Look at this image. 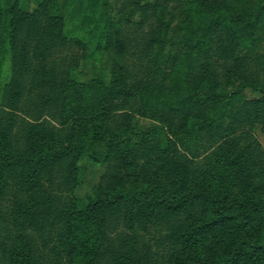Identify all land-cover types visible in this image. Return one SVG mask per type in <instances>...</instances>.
I'll return each instance as SVG.
<instances>
[{"label": "trees", "instance_id": "obj_1", "mask_svg": "<svg viewBox=\"0 0 264 264\" xmlns=\"http://www.w3.org/2000/svg\"><path fill=\"white\" fill-rule=\"evenodd\" d=\"M35 1L38 3L33 5L31 0H11L8 11L12 20L7 30L10 41L7 51L14 67L18 64L21 68L22 63L34 61L35 57L43 58L44 53H35L33 49L46 43L50 22L40 27V23L32 19L34 15L45 12L43 0ZM194 2L197 3L193 14L196 16L179 21L173 28L175 33H182L180 42L175 43V50L166 48L168 38L165 31L169 30V22L162 34L154 35L148 41H155L159 46L151 61L168 60L178 53L176 69L189 71L197 64L205 67L204 55L210 52L218 55L219 49L223 57L236 61L242 59L246 51L244 48H248L246 34L264 17V12H261L264 3L254 4L252 10L240 15H232L224 6L210 5L209 0ZM4 18L5 8L0 0V58L3 55L2 37L6 31ZM112 23L111 20V26ZM116 24L120 29L115 32V37L111 36V28L106 34L111 46H119L115 38L122 23L117 21ZM39 27L42 31L38 32L42 34L35 39L36 47L32 50L19 49L23 29L24 33L32 34ZM89 29L84 28L77 38ZM30 55L33 57L29 58ZM146 67L148 70L143 71L142 67L141 70L144 76H150L151 68ZM109 72L95 70L89 77L81 79L76 76L77 67H71L67 78L59 85L60 92L49 94L45 102L60 105L59 126L53 121L55 111L48 110L43 114L49 117L41 119L40 114L22 109L21 99L28 86L25 77L20 79L19 70L15 69L10 84L15 86L7 98L0 100V200L5 197V190L11 183L18 186H14L19 191L14 197L13 219L24 215L34 217L37 211L32 202L40 203L49 197L51 175L57 166L64 164L72 180L73 191L69 205L63 211L66 257H59L55 264H100L105 252L109 253L112 264H153L146 258L148 249L135 248L129 243L131 236L128 231H116L120 244L114 246L108 228L110 217L114 215L119 217L122 213L125 219L132 220L130 216L136 214V220L144 222L147 216L151 217L157 211H161L162 218L170 224L171 238L188 245L186 249H174L169 253L172 264H264L261 245L251 240L252 232L257 231L259 225L252 214L264 211V146L253 128L243 126L258 124L264 131V100L258 101L254 115L243 121L238 129L233 127L235 122L227 125L223 118L215 121L214 116L202 112L193 117L185 113L183 123L187 124L191 116L198 128L212 130L210 135L218 136L206 149L209 151L204 164L194 166L191 155L183 152L176 140L165 135L155 149L158 165L149 173L146 171L148 164L140 160L139 151L143 148L142 144L149 142L158 131L138 130L127 100L141 91L145 106L163 107L160 120L164 122L163 126L169 128L171 116L180 115L183 110H189L192 103L200 105L216 95L218 80L213 79L211 87H208L209 93L204 96L199 93V83L195 82L192 91H178L168 97L153 85L151 77L145 80L141 75L136 81H131L120 60L113 63ZM206 72L207 69L203 68L204 75ZM44 80L43 85L50 84L46 77ZM31 81L33 86L42 85L41 80ZM177 85H180L179 80ZM149 88H153L152 91H145ZM3 90H6L5 85ZM239 151L242 158H237L235 154ZM241 163L248 181L240 180L237 185L235 172ZM95 166L101 167L97 175L93 169ZM87 180L89 188L85 190ZM45 182L48 184L45 185ZM40 188L44 199L38 200L31 193ZM79 189L85 192L81 193ZM24 193L28 195L24 196ZM22 202H29L24 210L21 209ZM197 205L201 207L198 214L192 210ZM240 209L252 213H244ZM2 214L0 210V223ZM126 227L131 231L133 229L131 223H127ZM25 228L14 229L13 240L18 243L10 264H35L29 247L21 239L25 237ZM208 229L210 232L205 237ZM204 238L216 247L211 252L218 254L217 263L201 261L199 255L204 250L198 249V244L204 243Z\"/></svg>", "mask_w": 264, "mask_h": 264}, {"label": "rangeland", "instance_id": "obj_2", "mask_svg": "<svg viewBox=\"0 0 264 264\" xmlns=\"http://www.w3.org/2000/svg\"><path fill=\"white\" fill-rule=\"evenodd\" d=\"M2 1L5 8L6 31L1 42L3 55L0 58V88H2V90L0 89V100L7 98L9 91L13 90L15 84L10 85L12 83L11 77H13L15 69L19 70L18 77L20 79L25 77L28 86L21 99L22 109L26 112L40 114L41 119L49 117L47 114H43L47 113L48 110L55 111L56 116L52 119L59 126L61 121L58 115L60 105L57 102L52 105L45 102L49 98V94L55 95L54 93L60 92L59 85L67 78L68 72L74 65L77 67L76 76L85 79L95 70L111 71L113 63L120 60L124 63L127 76L130 77L131 81H136L142 76L145 80L151 77L153 85L168 97L173 96L178 91L185 93L192 91L195 82L199 83V93L204 96L209 93L208 87H211L210 83L214 82L213 79L218 80L219 86L216 95L208 98L200 105L192 103L189 110H183L180 115L171 116L169 128L163 126L164 122L160 120L163 107L161 105L145 106L141 100V91L137 92L132 99L127 100V107L132 109L134 126L138 130L155 129L158 131L154 136H151L149 142L142 144L143 148L141 146L142 149L140 148L139 151L140 160H144L148 164L146 171L149 173H152L158 165L155 149L160 138L165 135L176 140L182 151L191 155L194 166L201 167L204 164L205 156L209 151L206 149L210 142L218 136H211L212 130L198 128V125L192 121L193 115L197 116L198 113L202 112L214 116L215 121L223 118L227 125L230 122H235L233 127L238 129L243 125V121L254 115L258 101L264 100V17L257 26L252 27L246 34L248 48H244L246 51L239 61L221 56L219 49L218 55L214 52L204 55L205 67L197 64L192 70L178 71L176 69L178 53L171 56V59L164 58L161 61L152 62L151 56L158 51L159 46L154 43L155 41H148L152 36L162 34L161 31L169 22L171 23L168 27L169 30L165 31L168 38L166 48L175 50V43L180 42L182 33H175L173 28L179 21L185 18L190 20V17L196 16V14L193 15L194 11L197 10V3L194 0H43L42 5L45 12L34 15L32 19L38 24L40 23V27L50 22L48 24L50 26L49 31H46L47 36H45L46 43L40 44L38 49H33L36 47L35 39L42 34L38 32L42 31L40 27L37 32L32 34L24 33L25 30L23 29L18 42L19 49L22 51L28 48L33 49L36 51L35 53H44L43 58L34 56V61L29 60L28 63H22L23 66L19 68L18 64L14 67L7 51L10 42L8 41L7 30L10 26V20H12L8 11L12 5L11 0ZM209 2L210 5L215 4L217 7L224 6L233 13L232 15H240L252 10L254 4L264 3V0H260V2L258 0H209ZM37 3V1L31 0V4ZM261 12H264V8ZM97 20L100 23H95ZM111 20L113 23L115 22V24L112 23V26L110 25ZM117 21L122 23L121 30L115 38L119 41V46L115 44L111 46L110 42L109 44L107 42L106 34L108 28H111V36L115 37V32L120 29L116 24ZM24 27L27 28L28 23ZM86 27L90 28L89 32L79 35L77 38V34ZM214 49L216 50V47ZM32 57L29 56V58ZM147 65L151 68L150 76H144L143 71L144 69L148 70ZM203 68L207 69L206 75L203 73ZM27 72L30 74H26ZM204 76L210 78H204ZM45 77L50 84L44 83L43 85V81H46L44 80ZM31 80L35 82L41 80L42 85L39 84L36 87L35 84L33 86ZM178 80L180 81L179 86L177 85ZM4 85L6 90H3ZM152 89H145V91H152ZM153 110L154 112H152ZM21 113L19 115H22ZM185 113L192 115L188 118L187 124H185L186 122L183 123ZM243 126L253 128L264 146V131L261 130L260 125L245 124ZM235 154L237 158H242L240 151ZM65 166L62 164L54 169L50 178L52 181L47 199H44V196L40 194L41 188L31 193L35 199H44L40 203L32 202L33 208L37 211L34 217L24 215L26 218L21 216L13 219V202L19 189L15 188L18 186L11 183L9 188L5 190V197L0 200V210L3 213L0 223V264H10L14 259L16 244L18 243L13 240L14 229L17 230L23 226H26V234L21 239L29 247L32 261L35 264H55L59 257L63 256L64 258L66 246L63 242L65 223L63 211L67 209L73 191L72 180ZM95 167L93 169L97 175L101 167ZM243 169L242 163L238 164L235 172L237 185L240 180L248 181V176ZM47 184L48 182H45V185ZM84 187L85 190L89 188L88 180ZM85 190L79 189V192L82 193ZM23 195H28V193ZM27 203H20L21 209H26ZM192 210L197 211L198 214L201 212V207L197 205ZM240 211L252 213L243 209ZM252 215L258 220L259 225L258 230L252 232L254 234L251 236V240L253 243L261 245L260 254H263L264 259V211ZM124 216L120 213L119 217L115 215L110 217L108 233L114 241V246L120 244V241L116 239V231H128L129 236H131L129 243L135 248L148 249L146 258L153 264H172L169 253L174 249H186L188 246L171 238L170 224L162 218L161 211L155 212L151 217L147 216L148 218L144 222L137 221L136 214L130 216L133 218L132 220H127ZM4 218L6 219L4 220ZM127 223H131L133 226L132 231L126 227ZM209 232L210 229L205 231L204 236L207 237ZM207 247L210 250L206 251ZM198 249L204 250V253L199 255L202 262H218V254L211 252L215 251L216 247L212 243L208 244L206 239L204 243L198 244ZM18 253L21 254L20 251ZM100 264H112L109 253L105 252L102 255Z\"/></svg>", "mask_w": 264, "mask_h": 264}]
</instances>
